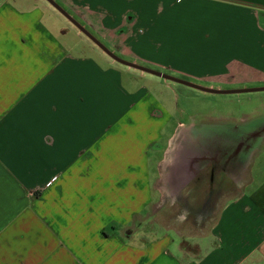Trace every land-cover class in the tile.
Listing matches in <instances>:
<instances>
[{"label":"crops","instance_id":"crops-1","mask_svg":"<svg viewBox=\"0 0 264 264\" xmlns=\"http://www.w3.org/2000/svg\"><path fill=\"white\" fill-rule=\"evenodd\" d=\"M54 1L124 60L209 88L264 87V0ZM153 77L46 0H0V264H264V122L238 143L173 148L175 196L204 189L225 145L263 158L225 168L237 194L183 240L153 206L170 142L192 127L171 114L181 90Z\"/></svg>","mask_w":264,"mask_h":264},{"label":"rangeland","instance_id":"rangeland-1","mask_svg":"<svg viewBox=\"0 0 264 264\" xmlns=\"http://www.w3.org/2000/svg\"><path fill=\"white\" fill-rule=\"evenodd\" d=\"M85 38V37H83ZM156 78L164 82L161 78ZM173 84L181 90L177 93V99L171 102V114L174 122H180L192 127L190 130L183 126L181 136L170 142L169 153L172 156L166 162L165 173H162V185L165 184V194L162 205L153 206L154 216L156 220L176 233L181 235V238L188 239L189 242L196 240L195 235H200L210 230L216 221L221 205L228 199L234 197L238 190L234 187L232 181L227 177V167L235 170H240L246 165L253 167L259 162L262 157L250 156L248 158L239 156L222 155L227 150L225 145L223 152L220 155L214 156V159L208 161L204 172L200 176V181L204 189H197V192H190L189 189L179 190L178 194L174 195V190L171 188L170 172L173 171L175 159L174 152L179 147L191 146L196 142L199 148L209 149L212 145L224 146L227 137L232 138L235 143H238L244 133L259 129V123L264 122V92L241 93L231 95L221 94H206L197 90L188 88L183 85ZM174 122L168 126L165 131V138L170 135L173 129ZM183 134L189 135V139L182 138ZM264 134V133H263ZM191 135V136H190ZM179 136V135H178ZM193 137L194 142H193ZM225 140V141H223ZM230 140V139H228ZM259 141H261L259 143ZM165 142L162 141L161 144ZM257 144L255 152L264 149V140H256ZM254 143V144H255ZM254 144L251 145L254 147ZM232 147V146H231ZM236 146L231 148L234 151ZM215 153V149H213ZM219 154V153H218ZM210 160V158H205ZM225 161H228L225 163ZM199 167L205 165L200 162ZM224 169L225 173L222 171ZM213 173V180H209V174ZM232 173V172H231ZM166 174V178L163 176ZM211 177V176H210ZM165 178V179H164ZM163 191V192H164ZM159 206V208H157ZM183 247H186L183 243Z\"/></svg>","mask_w":264,"mask_h":264},{"label":"water","instance_id":"water-1","mask_svg":"<svg viewBox=\"0 0 264 264\" xmlns=\"http://www.w3.org/2000/svg\"><path fill=\"white\" fill-rule=\"evenodd\" d=\"M55 10H57L66 20H68L77 30H79L84 36H86L93 44H95L100 50H102L106 55H108L114 61L136 69L138 71L162 78L164 80L174 82L194 90L208 93V94H221V95H231V94H241V93H253V92H261L264 91V87H250V88H234V89H215L205 87L199 84H196L191 81H187L175 76H171L166 73H162L145 66L136 64L134 62H130L124 60L110 51L102 42H100L93 34H91L82 24H80L75 18H73L66 10H64L57 2L54 0H46Z\"/></svg>","mask_w":264,"mask_h":264}]
</instances>
